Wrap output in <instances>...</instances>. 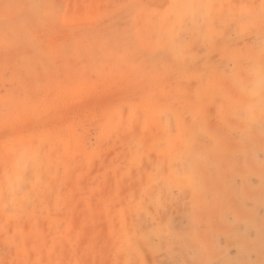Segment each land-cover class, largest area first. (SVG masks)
Returning <instances> with one entry per match:
<instances>
[{
    "label": "rangeland",
    "instance_id": "rangeland-1",
    "mask_svg": "<svg viewBox=\"0 0 264 264\" xmlns=\"http://www.w3.org/2000/svg\"><path fill=\"white\" fill-rule=\"evenodd\" d=\"M0 264H264V0H0Z\"/></svg>",
    "mask_w": 264,
    "mask_h": 264
}]
</instances>
